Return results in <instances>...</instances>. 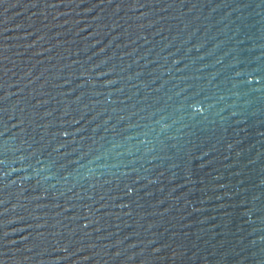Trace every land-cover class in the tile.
Here are the masks:
<instances>
[{
	"label": "water",
	"instance_id": "95a60500",
	"mask_svg": "<svg viewBox=\"0 0 264 264\" xmlns=\"http://www.w3.org/2000/svg\"><path fill=\"white\" fill-rule=\"evenodd\" d=\"M0 264H264V0H0Z\"/></svg>",
	"mask_w": 264,
	"mask_h": 264
}]
</instances>
